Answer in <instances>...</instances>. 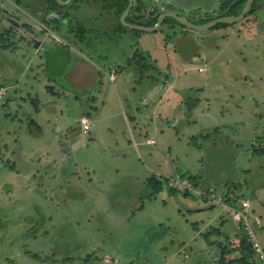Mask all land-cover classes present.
<instances>
[{
  "label": "rangeland",
  "instance_id": "rangeland-1",
  "mask_svg": "<svg viewBox=\"0 0 264 264\" xmlns=\"http://www.w3.org/2000/svg\"><path fill=\"white\" fill-rule=\"evenodd\" d=\"M145 1L143 19L171 11L201 24L228 0ZM15 2L0 0V264H219L242 244L239 209L264 247V0L248 23L153 32L126 28L108 3L70 0L56 10L63 28L56 11L45 17L61 47L43 58L18 26L34 13ZM75 54L101 85L67 83ZM169 76L179 88L161 102L185 105L184 118L148 99Z\"/></svg>",
  "mask_w": 264,
  "mask_h": 264
},
{
  "label": "trees",
  "instance_id": "trees-1",
  "mask_svg": "<svg viewBox=\"0 0 264 264\" xmlns=\"http://www.w3.org/2000/svg\"><path fill=\"white\" fill-rule=\"evenodd\" d=\"M100 1L105 2L106 5L108 3L109 7L113 6V7L117 8L118 16H121L122 13L127 9V7L130 4L129 0H100ZM133 1H134V4H133V6L130 10V13L128 14L127 19H126L127 22L142 24V25H146V26H154L157 23L158 18L161 15V13H163V11L153 10L150 12L149 17H144V19H143L142 18L143 15L141 13L147 9L146 1L145 0H133ZM51 2L56 7L62 6V4H60L57 0H53V1L51 0ZM246 2H247V0H228L226 3H224V5H222V12L220 13L219 16L240 14L242 12V10L244 9ZM258 5H259V0H256L252 5L251 11L244 18L245 21H247L246 23H248L252 20V18L251 19L249 18L250 16L253 15V17H256L255 13L257 11ZM51 7L52 6H50V8ZM211 19L212 18H205L202 20V23L208 22ZM164 24H168L170 26H174L175 24H179L181 26H184L174 17H167L162 25H164ZM229 25H231V24L230 23H219L213 28L227 27ZM184 27H186V26H184ZM126 28H128V27H126ZM133 30L138 31V32L141 31V30H136V29H133ZM259 152L264 153V147L262 149H260ZM149 184L152 187V189L154 190V192L159 191L161 189V186L163 185L162 180L158 179L154 176L151 177ZM171 189L174 190V188H171ZM185 193L187 194L188 191H185ZM231 204L233 206H237L235 203H231ZM206 235H209V233H206ZM237 237H240V235H238ZM240 238H241L242 244L240 246L234 247L233 250L239 251L241 256L239 258L238 257L229 258V255H230L229 253H231L233 250L228 253L227 251H225V250L229 249L226 246V249L223 250V248H222L223 254L217 261V262H219V264H235L237 261H240L241 264H252L253 262L256 261V256H255L256 252H255L254 248L252 247V245L249 243L247 237L242 234V236ZM220 246L222 247L223 245L220 244Z\"/></svg>",
  "mask_w": 264,
  "mask_h": 264
},
{
  "label": "water",
  "instance_id": "water-1",
  "mask_svg": "<svg viewBox=\"0 0 264 264\" xmlns=\"http://www.w3.org/2000/svg\"><path fill=\"white\" fill-rule=\"evenodd\" d=\"M69 1L70 0H59V2L63 5L68 4ZM129 1H130L129 6L121 15V20L123 24L131 29L153 32L160 28V26L163 24V22L167 17H174L187 28L195 29L198 31H206L208 29L215 27L219 23H230V24L236 23L245 18V16L251 11L252 5L256 0H247L244 9L238 15L218 16L214 19H211L208 22L201 24H196L187 17L177 14L175 12L166 11L161 13L157 23L154 26H146L142 24L127 22L126 20L127 16L130 13V10L134 4L133 0H129ZM98 77H99L98 68L94 67L87 58L76 54L74 56V62L72 64V67L64 75V79L67 81V83L70 86H72L75 89H81V90L93 89V86L96 84Z\"/></svg>",
  "mask_w": 264,
  "mask_h": 264
},
{
  "label": "flooded vegetation",
  "instance_id": "flooded-vegetation-1",
  "mask_svg": "<svg viewBox=\"0 0 264 264\" xmlns=\"http://www.w3.org/2000/svg\"><path fill=\"white\" fill-rule=\"evenodd\" d=\"M51 0H16L15 4L17 6H25V8L27 9H32V12L34 13L33 14V21H28V22H21V24H18V26L20 27H25L26 28V32L32 34L31 36V41L30 43H32L33 45V48H36V51H38V57L39 58H43L45 56V53L47 54V52H43L41 51L42 49L44 48H57L60 50V43L58 41H60V38H56L55 37L52 39V36H48L46 33H48V28L47 27H44V22H45V17L46 15H51V12H54L56 11L58 8L60 10V8L64 7V6H55L54 4H51L50 3ZM18 2V4H17ZM50 6H52L50 8ZM17 14V13H16ZM61 14V11H56L54 13H52V16L54 15L55 16V19H53L54 21H56V23L58 22L59 25H62V28L64 27V23H65V20H66V17H65V13L63 11V18L60 19L59 16ZM19 15H22V18H26L30 16L29 13H25V14H19ZM37 16H40L41 18L38 19ZM5 17L6 14H5ZM4 17V18H5ZM30 19V18H29ZM18 23V21H17ZM16 24H15V27L16 28H19ZM37 26L41 27V28H37ZM10 30V29H9ZM11 31V30H10ZM44 35V37H46V39H42L44 37H42ZM48 40L50 41H55L57 42V46L53 47L50 43H48ZM64 45V44H63ZM52 49V50H53ZM34 51V50H33ZM46 51V50H45ZM46 65V64H45ZM102 72L99 70V77H100V80H99V77L97 79V82L95 85H101L103 79H102ZM81 90V89H80Z\"/></svg>",
  "mask_w": 264,
  "mask_h": 264
},
{
  "label": "crops",
  "instance_id": "crops-1",
  "mask_svg": "<svg viewBox=\"0 0 264 264\" xmlns=\"http://www.w3.org/2000/svg\"><path fill=\"white\" fill-rule=\"evenodd\" d=\"M251 21H253V20H251ZM250 21V22H251ZM145 32H148V31H145ZM155 33V32H154ZM117 38H119V37H117ZM140 38V37H139ZM141 39V38H140ZM120 41H122L121 42V45L123 44V43H125V37H123V36H121L119 39H115V40H113L112 42H109V40L107 41V43H108V45H107V47H106V50L108 49V50H114V49H120L121 47H120V45H118V47H114V45H113V47H110V43H113V42H116V43H119ZM103 52L102 51H100L99 53H98V55H96L95 56V60L98 62V64L99 65H106V63H105V58L104 57H102V54ZM121 53H119V54H116V55H118V57H120L121 58V56H119ZM107 66V65H106ZM115 69V68H114ZM113 69V70H114ZM201 72V71H200ZM171 73V72H170ZM120 74V73H119ZM169 78V80H168V83H166V84H162V83H159L158 85L159 86H156V87H154L153 86V89L151 90V91H149V94L151 95V99H150V95L148 96V99L149 100H152V99H154V98H156L157 97V95H159V98L161 97V99L158 101V103L156 104L155 103V107H156V109H160V110H164V112L167 114L168 112H170L171 111V113H176L177 112V110H179V109H181L180 111H181V113H182V115H183V118L184 117H186L185 115H186V111H185V109H186V106L185 105H182V106H179V105H177L178 103H175V104H173L172 106H170V111L168 110V104H163L162 102H161V100L163 99V97H168V96H170V93H172L174 90H176V89H178L179 88V86L178 85H176V82H175V78H173V76L172 77H168ZM134 89H136V88H134ZM162 90V91H161ZM135 91V90H134ZM159 91V93L157 94V92ZM183 91V90H182ZM160 92H162V96H161V93ZM168 99H169V97H168ZM154 100H156V99H154ZM193 104H195V102H193ZM166 108V109H165ZM157 111V110H156ZM180 113V114H181ZM176 115V114H175ZM149 116V115H148ZM93 122H92V127H93ZM82 127V126H81ZM91 130H92V128H91ZM148 139H150L149 137H148ZM148 139H147V142H146V145H153V144H156V142L155 143H152V142H149L148 141ZM135 149L136 150H139V148H138V144L137 143H135ZM140 151V150H139ZM147 154V153H146ZM151 155H152V153H151ZM150 158H152V157H150ZM174 176V175H173ZM171 177V176H170ZM169 179V178H168ZM150 179H147V181H149ZM91 196H92V194H90ZM86 196H87V194H86ZM205 236H206V234H205ZM223 245V244H222ZM213 251V250H212ZM213 254V253H212ZM216 257H214V259H215Z\"/></svg>",
  "mask_w": 264,
  "mask_h": 264
},
{
  "label": "built area",
  "instance_id": "built-area-1",
  "mask_svg": "<svg viewBox=\"0 0 264 264\" xmlns=\"http://www.w3.org/2000/svg\"><path fill=\"white\" fill-rule=\"evenodd\" d=\"M199 70L204 71V70H206V67H200ZM114 79H115V76L112 77L113 81H114ZM80 123H81V126H82L84 131L91 130L92 121L88 117L83 116L80 119ZM148 141L155 143L154 139H148ZM181 180H183V179H181ZM177 182H178L177 179H172L170 182V185H175ZM239 210L236 211V214L234 216L235 219L242 225L241 229H242V231H244L245 236L247 237L249 243L252 245V247L256 251L257 255L260 258L264 259V247H263L261 241L259 240L258 233L253 228V226L249 223V221L243 220L244 218H246V214L244 212H240L241 210L240 211Z\"/></svg>",
  "mask_w": 264,
  "mask_h": 264
}]
</instances>
